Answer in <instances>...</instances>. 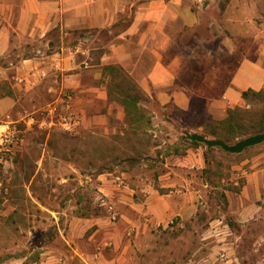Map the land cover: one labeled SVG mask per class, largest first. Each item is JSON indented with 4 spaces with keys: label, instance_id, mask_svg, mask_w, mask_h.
Segmentation results:
<instances>
[{
    "label": "crops",
    "instance_id": "obj_1",
    "mask_svg": "<svg viewBox=\"0 0 264 264\" xmlns=\"http://www.w3.org/2000/svg\"><path fill=\"white\" fill-rule=\"evenodd\" d=\"M262 2L0 0V135L23 120V113L28 118L50 106L71 108L84 129L114 117L123 122L125 109L110 94L117 69L140 75L139 88L162 106L175 103L187 111L194 97L241 104L244 91L264 89V30L255 21ZM238 169L245 179L238 194L228 195L230 216L241 230L264 227V147ZM109 176H101L108 183L104 190L128 226L109 228L108 234L122 245H92L93 256L87 245H68L78 264H177L174 257L183 245L157 243L155 233L181 232L197 220V182L186 181L185 194L146 188L138 200L128 174ZM221 223H211L203 239L208 245H196L191 263L241 264L239 245L225 241L229 235L241 240L243 233L237 236L229 225L218 227ZM127 233L135 236L125 243ZM258 237V243L264 241V234Z\"/></svg>",
    "mask_w": 264,
    "mask_h": 264
},
{
    "label": "rangeland",
    "instance_id": "obj_2",
    "mask_svg": "<svg viewBox=\"0 0 264 264\" xmlns=\"http://www.w3.org/2000/svg\"><path fill=\"white\" fill-rule=\"evenodd\" d=\"M262 1V15L255 19L259 30H264ZM249 31L252 28L248 27ZM112 77V101L125 109L124 100L137 99V112L131 109L127 114L125 109L123 122L112 117L110 122L89 129L80 125L67 132L61 127H29L25 123L27 113H23L24 119L9 129L21 142L0 141V264H49L50 259V264H78L77 255L68 245H87L92 256L97 252L92 245H122L108 234L109 228L123 230L128 224L124 225L120 209L106 195L108 183L101 178L121 173L128 174L134 188L138 187V200L146 188L158 194H185L186 181L197 182L201 196L197 220L181 232L176 228L155 233L157 243L183 245L174 257L177 264H193L192 252L196 245H208L203 239L216 220L222 221L218 227L229 225L237 236L243 233L241 240L229 235L225 241L239 245L241 264H264V241L258 243L264 227L241 230L230 216L228 201V195L238 194L244 184V172L238 165L264 144L233 155L220 148L211 152L206 145L195 146L190 140L181 142L185 134L197 133L236 144L261 133L256 129L264 118V101L221 105L194 97L184 111L175 103L162 106L146 95L139 88L138 74L117 69ZM210 95L218 96V92L211 91ZM236 110L241 112L229 128L225 121L230 111ZM33 115L41 118V111ZM14 116L12 113L13 119L19 118ZM170 145H182L181 154H168L166 147ZM205 168L211 169L216 178V189L206 181ZM121 181L125 186L127 181ZM166 182L173 185L165 188ZM48 234L50 241L45 239ZM134 236L127 233L124 242Z\"/></svg>",
    "mask_w": 264,
    "mask_h": 264
},
{
    "label": "built area",
    "instance_id": "obj_3",
    "mask_svg": "<svg viewBox=\"0 0 264 264\" xmlns=\"http://www.w3.org/2000/svg\"><path fill=\"white\" fill-rule=\"evenodd\" d=\"M67 98L69 99L70 97L68 96ZM68 101L66 104L70 105ZM25 123L29 127L38 126L41 129L61 127L67 132H73L80 126V121L76 114L73 113L72 109L68 108L67 106L64 110L56 106H50L41 111V118H37L32 114L28 116V119ZM0 141L1 144H19L21 142L16 133H13L11 130L1 133ZM223 227L226 230L229 229L227 225H224ZM222 258H225V256L222 255Z\"/></svg>",
    "mask_w": 264,
    "mask_h": 264
},
{
    "label": "trees",
    "instance_id": "obj_4",
    "mask_svg": "<svg viewBox=\"0 0 264 264\" xmlns=\"http://www.w3.org/2000/svg\"><path fill=\"white\" fill-rule=\"evenodd\" d=\"M110 69H112V72L115 71L113 67H110ZM242 97L243 99L246 101V103L248 104H253L255 102H261V101H264V89L261 90V91H255V90H252V89H249L247 91H244L242 93ZM137 99L136 98H132L130 101H127V100H124L123 103L125 104V109H126V112L127 114H129L130 110L131 109H134V111L137 112L138 110V107H137V103H136ZM239 112L241 111H230V114L229 116L227 117L225 123L228 125L229 128H233V120H234V116L236 114H238ZM257 132H263L264 131V118H262V120L259 122V124L257 125ZM213 139H216L215 136L212 137ZM224 141V140H223ZM226 143H229L228 141H225ZM192 145H195V146H199L200 144L197 143V142H192ZM181 149H182V145H170L168 147H166V150H167V153L168 154H171V153H174V154H181ZM214 150H219L218 148H213L211 152H213ZM207 155H210V152L208 151L207 152ZM209 160H208V164H209ZM205 171V174H206V177H207V182L209 184V186H212L214 187V189H216L215 187L217 186L216 184V178H214V175L213 173L211 172V169H207L205 168L204 169ZM50 235L48 234V236H46V240L50 241L51 238L49 237Z\"/></svg>",
    "mask_w": 264,
    "mask_h": 264
},
{
    "label": "water",
    "instance_id": "obj_5",
    "mask_svg": "<svg viewBox=\"0 0 264 264\" xmlns=\"http://www.w3.org/2000/svg\"><path fill=\"white\" fill-rule=\"evenodd\" d=\"M185 140H190L192 142L204 144L207 146L209 151L212 150L213 148H220L221 150L227 153H230L233 155H240L246 149L255 147V146H258L264 143V131L262 133L255 134L244 140H241L237 142L236 144H228L218 139H209L197 133L185 134L181 142H184Z\"/></svg>",
    "mask_w": 264,
    "mask_h": 264
}]
</instances>
